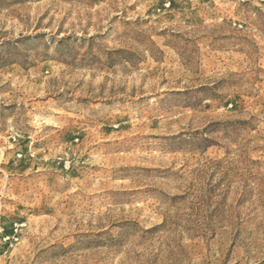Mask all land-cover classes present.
<instances>
[{
  "label": "rangeland",
  "instance_id": "374dc122",
  "mask_svg": "<svg viewBox=\"0 0 264 264\" xmlns=\"http://www.w3.org/2000/svg\"><path fill=\"white\" fill-rule=\"evenodd\" d=\"M0 264H264V0H0Z\"/></svg>",
  "mask_w": 264,
  "mask_h": 264
}]
</instances>
